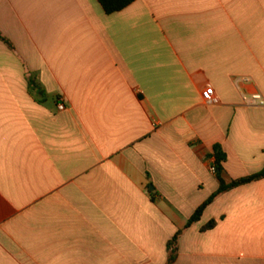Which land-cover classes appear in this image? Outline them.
Returning a JSON list of instances; mask_svg holds the SVG:
<instances>
[{
  "label": "crops",
  "instance_id": "obj_1",
  "mask_svg": "<svg viewBox=\"0 0 264 264\" xmlns=\"http://www.w3.org/2000/svg\"><path fill=\"white\" fill-rule=\"evenodd\" d=\"M0 34V264H264V179L187 228L216 147L264 170V0H0Z\"/></svg>",
  "mask_w": 264,
  "mask_h": 264
},
{
  "label": "trees",
  "instance_id": "obj_2",
  "mask_svg": "<svg viewBox=\"0 0 264 264\" xmlns=\"http://www.w3.org/2000/svg\"><path fill=\"white\" fill-rule=\"evenodd\" d=\"M136 0H98L100 3L101 7L105 11L107 15H113L119 12H122L123 10L127 9L133 3H135ZM0 40L3 41L5 44H7L12 50H14L13 45L9 40L4 38L0 34ZM28 82H29V87L31 91H38L39 90V85L37 84L36 80L29 75L28 76ZM215 157H216V165L214 167V170L219 178L220 181V188L219 190L213 194V196L205 202L193 215V217L190 219L187 228L191 227L194 223H197L200 221L201 217L203 216V213L205 210L223 193H226L232 189H235L240 186H244L253 182H258L264 179V170L256 175L249 176L243 179H240L238 181H234L232 183H226L222 179V173L224 172V163L226 161V156L222 152L221 148L216 147L215 148ZM216 222L210 223L205 230H211L215 228ZM183 234V231H180L168 244V262L167 264H175L178 258V241L181 235Z\"/></svg>",
  "mask_w": 264,
  "mask_h": 264
},
{
  "label": "built area",
  "instance_id": "obj_3",
  "mask_svg": "<svg viewBox=\"0 0 264 264\" xmlns=\"http://www.w3.org/2000/svg\"><path fill=\"white\" fill-rule=\"evenodd\" d=\"M244 100L249 106H257V107L264 106V99L260 94H255L252 95L251 97H245ZM64 109H65L64 105L60 103L58 105V110L63 111Z\"/></svg>",
  "mask_w": 264,
  "mask_h": 264
}]
</instances>
